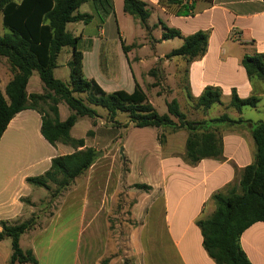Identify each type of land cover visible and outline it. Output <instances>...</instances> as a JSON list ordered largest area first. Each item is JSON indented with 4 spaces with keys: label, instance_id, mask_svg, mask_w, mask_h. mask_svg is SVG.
Segmentation results:
<instances>
[{
    "label": "crops",
    "instance_id": "0c3cea01",
    "mask_svg": "<svg viewBox=\"0 0 264 264\" xmlns=\"http://www.w3.org/2000/svg\"><path fill=\"white\" fill-rule=\"evenodd\" d=\"M142 1L148 4L151 12L148 20L150 33L144 30L138 21H135L134 25L140 31V36L135 35L129 42L119 30V41L115 42L114 47L117 53H120V49L124 53L125 60L120 59L121 66L116 64L117 61L115 62L112 53L114 48H110L102 41L103 39L100 40L94 36L84 40V34H81V39L89 42L88 46L80 49L84 53L85 77L96 81L107 93L116 91L133 93L136 84H139L146 93L148 101L160 115L167 114V105L176 100L188 121L208 122V125H212V129L218 132L223 142L222 159H205L197 166H189L183 160L186 154L188 132L184 129H170L167 143L163 146L158 142V136L165 129L155 128L156 150L160 157L159 177H157V183H144L152 188L148 193L145 192L151 200L139 199L133 206L132 218L135 223H139V229H133V233L135 231L137 233L131 237L129 235L130 241L135 243L129 248L112 247L109 244L112 238L111 232H113L112 229L110 230V219L108 218L111 212L105 207L110 204L111 199L102 198L94 203L92 201L93 178L91 175L97 171L96 160V163L84 175L76 179L69 188L68 196L63 200L64 208L59 209L50 217L44 212L39 213L36 216L38 224L35 229L22 236L21 248L24 251H33L38 264H50L53 260L54 241L50 235L56 232L55 225L63 214L67 212L75 214L78 202L76 198H72L75 196L80 197L83 208L81 219L85 220V224L88 220L87 226L91 227L94 220H101L100 217L102 218L104 214L107 216L102 223L98 224L85 244L80 243L78 248V243L74 242L72 264H101L104 260L112 264L111 262L118 261V257L113 258L112 256L128 253L131 254L136 264H216L203 247V237L196 222L214 213L215 206L211 197L218 192H223L256 159V146L252 131L255 125L264 122V114H261L259 118L255 117L251 114L253 112H247V108L239 113L230 108V103L234 93L241 99L255 96L260 99V103L256 108H250L251 111L264 113V110L260 108L264 100V81H251L242 65L246 56L264 55V0H213L212 2L200 0L195 4L194 13L188 17H177L170 14L160 5V0ZM184 1L190 4L193 2V0ZM113 2L115 3V0ZM120 8L124 13V0H120ZM93 16L92 22L97 17H104L105 22L108 23L112 16H117L116 5L114 4V12L107 17L102 10L97 12V17ZM106 23H103V26ZM162 23L168 28L180 31L183 37L198 32L208 33L206 55L192 62H187L182 57L168 59L167 56L181 48L184 41L181 38L163 41ZM103 26H100L101 35L105 34ZM145 32H147V40L143 39ZM137 37L143 39L138 46L134 44ZM123 45L131 47L127 54L123 50ZM165 45L169 47L168 51L160 52L161 47ZM2 61L5 62L4 65ZM145 63L150 64L144 67ZM156 63L158 65L164 63V67L169 72L175 69L176 76L180 71L183 72L186 85L182 89L184 92H180V96L175 90L174 98L162 102L160 93H155L154 99L148 95L147 85L151 88H160L158 84L160 82L157 80L159 69L152 68ZM159 67L164 75L165 68ZM152 71H155V74L152 75ZM145 74L148 75L146 78L149 80L146 82L147 85L142 80ZM33 77L27 87L28 94H43L45 87L41 79V82L37 80L35 88L30 90ZM11 80L9 65L5 59H2L0 61V88L4 94ZM209 87L221 90L222 104L210 110L197 108V99ZM64 104H59L62 122L71 115V113L62 111ZM164 109L165 112H159ZM223 116H228L234 121L242 120V122L236 124L212 122ZM81 119L83 118L79 121ZM77 124L71 131L75 139H78L74 135ZM131 126L134 125L130 124L129 128ZM41 128L42 116L37 111L26 110L10 122L0 141V224L1 222L23 223L36 215L37 211L42 209L41 204L48 202L46 201L48 196H45L43 192L50 191L45 188L31 187L27 180L45 175L51 169L53 159L77 152L72 147L61 143L51 145L43 137ZM85 142L87 148L97 149L89 145L87 136ZM101 171L103 174H108L107 169L102 168ZM122 181L121 178L120 182H117L119 184L116 183L115 191L120 190V186L123 187ZM157 193H161V197L152 198ZM65 201L68 204L67 211ZM158 203L161 205V220L166 240L159 244L157 237H154L156 240L153 239V246L148 243V247H141L139 241L135 242V238L138 236L140 238L141 231L147 227L146 220L149 218L151 208ZM97 206L99 210L94 209ZM142 210L144 216L142 225H140ZM73 221H76V216ZM96 240H100V246ZM24 241H26V248L22 247ZM241 247L252 264H264V223H257L244 232L241 237ZM64 253L67 257L69 251L66 249ZM57 254L59 255V251ZM11 255V241L6 239L0 242V264H8Z\"/></svg>",
    "mask_w": 264,
    "mask_h": 264
},
{
    "label": "trees",
    "instance_id": "16d2710c",
    "mask_svg": "<svg viewBox=\"0 0 264 264\" xmlns=\"http://www.w3.org/2000/svg\"><path fill=\"white\" fill-rule=\"evenodd\" d=\"M184 0H160V5L177 17H188L194 13L195 4ZM212 2L213 0H201ZM87 3H93L109 16L114 12L113 0H0V13L3 25L10 33L0 37V61L5 59L12 74V80L4 94L0 88V141L10 122L21 112L37 111L42 116L41 132L53 146L61 143L77 150L76 153L53 159L51 169L43 176L29 178L31 187L51 191L57 186L60 195L84 175L97 160L94 148H87L85 139H75L71 131L80 118H99L97 108L104 109L109 122L116 123L119 114H128L129 121L136 128L184 129L189 133L184 162L197 166L205 159L221 160L223 156L222 138L216 130L210 129L208 122H191L181 111L176 100L167 105L168 113L160 115L139 84L135 91H116L107 93L94 80L84 74V53L78 48L80 37L68 30L70 24H90L91 14L78 10ZM124 13L138 21L150 33L148 20L151 12L142 0H124ZM102 21H105L102 17ZM164 30L163 41L183 39L181 48L174 50L168 59L182 57L192 62L204 57L208 50L209 34L198 32L183 37L181 32L161 24ZM64 49L72 51L69 63L70 83L57 79L54 70ZM131 47L123 45L125 54ZM242 65L251 81H264V55L246 56ZM37 72L44 84L45 93L27 92L29 81ZM151 74H155L152 71ZM87 95L85 102L81 97ZM222 92L218 88H207L197 99L196 107L210 110L222 104ZM65 103L72 111L70 117L62 122L59 104ZM260 103L257 97L241 99L233 94L230 108L241 113L245 108H256ZM176 120V121H175ZM214 123L242 122L223 116ZM92 135V132L88 133ZM252 136L256 146L255 162L246 167L239 183V190L231 188L211 197L214 213L201 218L196 225L203 237V247L216 264H252L241 247V237L245 231L257 223H264V122L254 126ZM162 144V143H161ZM80 150V151H79ZM135 188L149 192L146 184H136ZM38 218L34 215L28 221L12 224L1 222L0 242L11 241L12 255L8 264H38L33 251H24L20 241L22 236L35 229Z\"/></svg>",
    "mask_w": 264,
    "mask_h": 264
},
{
    "label": "rangeland",
    "instance_id": "374dc122",
    "mask_svg": "<svg viewBox=\"0 0 264 264\" xmlns=\"http://www.w3.org/2000/svg\"><path fill=\"white\" fill-rule=\"evenodd\" d=\"M117 16H112V18L106 23L102 21V17H97V8L93 3L84 4L79 10V13L82 14H91L96 15L97 19L89 25H85L83 23L78 24H70L68 26V30L72 32L75 36L80 37L81 34H84L85 39H91V37H98L100 40L106 43L110 48L113 49L114 59L118 66L120 65V59L124 58L123 52L120 49V53H117L114 45L115 42L119 41V30L123 33V37L129 42L132 41L135 35L139 34V30L134 25V20L131 16L123 13L120 8V0H115ZM103 23H106L103 26ZM104 27L105 34L101 35V28ZM120 28V29H119ZM10 31L4 27L3 25V15L0 13V37H3L9 34ZM140 36V34L138 35ZM148 39L147 32H145V38ZM141 37H137L135 39V45L138 46L140 42L143 40ZM124 41V39H122ZM89 42L80 40L79 49H83L86 45L88 46ZM121 48V45H120ZM168 46H162L160 52H167ZM99 49V48H98ZM148 52V51H147ZM145 52V54L147 53ZM140 56L139 54H137ZM72 60V51L70 49H64V51L60 54L58 59V67L54 70L55 77L66 84L70 83L71 78V70L69 67V63ZM125 60V58H124ZM4 61L2 64L4 65ZM150 63H145L144 67H148ZM159 66H162L164 69L165 64L161 63L158 65L156 63L152 68L157 67L158 71V83L160 88H151L146 84L148 78L144 75L142 80L145 83L148 95L154 99L155 93H160V99L162 102H167L171 98L175 97V90L177 94L180 96V92H184L182 89L185 88V80L183 72L176 76L175 69L173 71H167L165 68V74L163 75ZM173 64V68H174ZM33 79L30 84V90L32 91L35 88V84L37 80L40 81L39 74L37 72L34 73ZM151 81V79H150ZM180 89V90H179ZM45 93V92H44ZM85 102L87 101V95L79 96ZM261 110H264V100L262 105L260 106ZM99 118L90 119L83 118L79 121L74 130V135L78 139H86L88 138V142L90 146L96 147L97 152V166L95 172L91 175L92 180V192L91 197L93 203L95 201H100L102 198L111 199L110 204H108L105 209L109 210L111 213L108 215L110 219V230L112 229L110 238V245L112 247H125L129 248L130 245H134V241H130L129 235H134L137 233H133V229H139V223H135L132 218V209L137 200H146L150 201L151 197L147 196L145 191L139 190L135 188L136 184L139 183H157V177H159L160 170V157L157 153L155 128H136L135 126H130V121L128 114H119L116 118V123L109 122L107 112L102 108H97ZM247 112L251 113L255 117H260L261 114L264 113H256L255 111H251L252 109L247 108ZM62 111L71 113L70 109L66 104L63 105ZM161 111H166L160 110ZM250 113H248L249 115ZM212 129V125L208 126ZM129 128V129H127ZM163 133L158 136V142L162 143L163 146L167 143L168 132L169 130H175L173 128L166 127ZM92 130V131H91ZM92 132V135L87 134L88 132ZM189 134V133H188ZM178 142V141H177ZM107 169L108 174H103L101 169ZM122 178L123 187H119L120 190H116V183L120 182ZM119 180V181H118ZM241 180V176L237 177L236 180L228 185L224 191L227 192L231 188H237L239 190V183ZM119 184V183H117ZM57 190L56 185H52V189L50 192H43L46 198V201L41 204L42 209L37 211L36 215L39 213H45L50 217L59 209H63V200L68 196V190H65L60 195H57L55 192ZM148 193V192H147ZM150 194V193H149ZM78 195V194H77ZM160 198L161 193H157L152 198ZM78 200L77 206L75 209V214L68 212L63 214L62 218L57 221L55 225V233L50 235L53 237L54 241V249L55 255L53 256V260H51L50 264H72L73 255L72 250L74 248V242L78 243V248L80 243H86L89 240L92 232L96 230L99 223H102V220H105L106 214L103 215L101 220H94V224L89 227L88 220L81 219V211L82 206L80 203V197L75 196L72 197ZM50 200V202H49ZM68 210V204L65 201ZM97 204H99L97 202ZM120 204V206H117ZM161 205L159 203L151 208L149 218L147 221V227L143 229L140 233V238H135V242L139 241L141 247H148L150 243L152 246L154 237H157V242H163L166 240L164 234L163 221L161 220ZM94 209L99 210V206L94 207ZM104 209V210H105ZM70 215V216H69ZM74 216H76V221H73ZM144 211L142 210L141 215V224L143 222ZM162 235V236H161ZM49 236V237H50ZM156 240V239H155ZM101 245L100 240H96ZM133 243V244H132ZM22 247L26 248V241L22 243ZM69 251L67 257L65 255V250ZM59 251V255L57 254ZM66 257V258H65ZM113 258L118 257V261L116 263L111 262L112 264H136L133 261L131 254H119L116 256H112ZM112 261V258H110ZM138 263V261H137ZM101 264H108V260H104Z\"/></svg>",
    "mask_w": 264,
    "mask_h": 264
}]
</instances>
